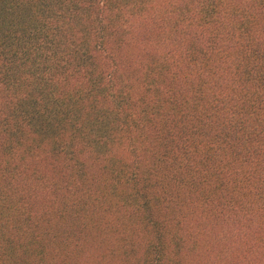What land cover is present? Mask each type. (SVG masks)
<instances>
[{"label":"trees","instance_id":"1","mask_svg":"<svg viewBox=\"0 0 264 264\" xmlns=\"http://www.w3.org/2000/svg\"><path fill=\"white\" fill-rule=\"evenodd\" d=\"M0 264H264V0H0Z\"/></svg>","mask_w":264,"mask_h":264}]
</instances>
